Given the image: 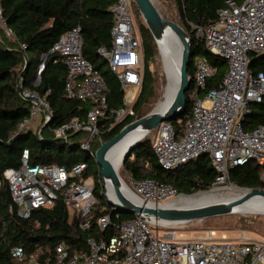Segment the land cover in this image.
<instances>
[{
    "label": "built area",
    "instance_id": "obj_1",
    "mask_svg": "<svg viewBox=\"0 0 264 264\" xmlns=\"http://www.w3.org/2000/svg\"><path fill=\"white\" fill-rule=\"evenodd\" d=\"M134 5V0H115L110 6L113 16L110 44L97 50L119 81L121 107H108L106 83L82 56L79 25L63 32L48 51L66 67L67 96L91 103L85 118L74 116L53 128L52 134L68 140L71 133L84 131L86 137L80 147L92 156L93 145L99 146L102 140L98 129L100 120L110 119V128L134 115L133 104L142 85L144 65L142 40L134 23ZM0 23L4 25L1 8ZM192 27L208 52L224 59L227 71L217 87L199 97L197 92L205 89L216 67L205 57H193L194 87L188 120L180 135L168 121L160 122L151 132L157 162L164 170L175 171L199 155H206L216 177L208 190L200 192L227 188L231 183L230 170L251 162L261 168L259 177L264 183V125L250 131L242 127L249 104L264 98V71L252 72L249 67L252 54L264 55V0H225L217 10L215 21L206 27L199 24ZM43 65L38 67L37 79ZM20 83L17 84L20 97L31 103L29 115L20 128L31 123L36 108L42 110V125L46 126L53 114L46 97L20 88ZM42 132V129L37 131L40 139ZM86 167L85 162H78L69 170L56 164H29L28 149H23L21 165L3 171L18 216L27 218L34 208H50L59 197L70 215L76 216L79 227L88 229L96 200L93 178L83 174ZM98 182L101 183L100 175ZM129 189L139 199L159 205L184 195L169 184L149 178H130ZM108 205L117 217V208ZM109 223L110 216L106 214L96 219L100 229ZM150 226L165 227L135 215L119 222L116 233L108 239L88 238L87 250L71 252L60 243L55 246L54 258L49 264H264V239L246 238L242 234L228 239L217 236L214 231L197 238L179 239L171 234L154 235ZM11 255L21 260L22 247L12 248Z\"/></svg>",
    "mask_w": 264,
    "mask_h": 264
},
{
    "label": "trees",
    "instance_id": "obj_2",
    "mask_svg": "<svg viewBox=\"0 0 264 264\" xmlns=\"http://www.w3.org/2000/svg\"><path fill=\"white\" fill-rule=\"evenodd\" d=\"M165 7H171L175 17H164L180 24L191 37L190 63L187 67L190 86L185 92V109L169 120L178 135L182 134L188 120L192 100L190 94L193 86V57H205L209 64L216 67V72L207 79L204 90L197 95L202 97L209 89L217 87L226 70L223 58L212 55L205 48L202 38L195 35L193 25L206 27L215 21L217 10L225 0H157ZM115 0H0V264H29L32 257L38 264H49L54 258L55 246L63 243L69 251L87 250V239H108L116 233V225L135 216L130 212L111 211L110 205L103 195L101 183L98 182L99 167L91 153L80 147L86 137L84 131L69 135L68 140L56 138L52 129L68 121L74 116L86 117L90 109V101L68 97L65 91L66 67L58 57L49 54L51 46L59 36L79 25L82 37V56L90 62L106 83V99L109 108L122 106V91L119 81L108 70L106 61L97 53L98 47L109 46L110 29L113 16L109 12ZM136 8V6H135ZM143 46L144 65L142 85L133 104L134 115L122 122L110 126L108 118L98 124L101 139L106 141L119 132L127 123L145 115L152 101L157 96L156 77L150 69V63L157 56L156 44L144 24L137 8L134 9ZM9 30L10 33H7ZM43 63L37 81V70ZM249 67L252 72L264 71V58L251 55ZM20 88L35 91L49 102L52 108L50 122L42 127L47 135L30 127L20 128V124L28 117L31 103L19 95ZM244 131L264 125V98L250 103L248 112L242 120ZM98 144L93 145L94 152ZM28 149L29 164H56L69 170L78 162H85L84 176H92L96 203L91 211L92 223L88 229H81L75 215H70L61 198L56 199L50 208H34L27 218L17 214L7 180L3 177L6 168H18L21 165V153ZM245 166L230 170L229 180L238 187L263 188L259 177L258 165ZM124 174L133 180L153 179L171 185L177 193L192 194L206 191L216 177V171L210 165L206 155H199L178 170L166 171L157 162L153 152L151 133L147 134L130 151L121 164ZM109 206V207H108ZM109 215L110 223L100 229L96 219L101 215ZM22 247L23 258L15 259L11 249Z\"/></svg>",
    "mask_w": 264,
    "mask_h": 264
},
{
    "label": "water",
    "instance_id": "obj_3",
    "mask_svg": "<svg viewBox=\"0 0 264 264\" xmlns=\"http://www.w3.org/2000/svg\"><path fill=\"white\" fill-rule=\"evenodd\" d=\"M134 3L156 46H158V43L167 42V29H169L175 35L176 45L179 47L178 81L170 101L171 103H169L168 107L164 111L155 112L151 110L145 115L135 118L129 123L125 124L119 130V132L113 137L111 136L110 139L106 141L100 140L99 146L94 151L93 157L99 167L103 195L110 204L117 208L118 212H130L141 216L142 219L144 218L150 222L159 224H161L160 221L179 223L240 213L236 210L237 206L243 205V203L254 198L264 199V188H246L237 186L238 188L248 190V192L237 200L227 203L217 202L208 205L191 206L186 208L162 207L159 204H153L152 206H149L146 201L141 200L138 197L137 198L139 201H136L130 197V195H128L127 191H125L123 187L125 184H123L122 178L120 177L117 169L114 168L108 160L107 154L109 151H111L110 149H112V147L121 141L125 136L133 132L139 134L127 145L125 149L126 151H124L122 155L120 164L123 163L131 149L147 134L151 133L160 122L169 121L175 116L179 115L186 106L185 92L189 89V87H191L190 76L187 72V67L190 63L189 51L191 47V37L189 33L180 24L164 17L156 7L153 0H134ZM260 57L264 58V55ZM107 184L112 186L113 190L118 196V201H113L107 196ZM231 184L232 183H230V185ZM199 192L200 191L184 195H193Z\"/></svg>",
    "mask_w": 264,
    "mask_h": 264
},
{
    "label": "rangeland",
    "instance_id": "obj_4",
    "mask_svg": "<svg viewBox=\"0 0 264 264\" xmlns=\"http://www.w3.org/2000/svg\"><path fill=\"white\" fill-rule=\"evenodd\" d=\"M156 7L159 11H165L168 13L169 17H175L173 9L170 7H165L161 5L157 0H153ZM134 9L135 5H134ZM161 13V12H160ZM141 17V16H140ZM167 18V17H166ZM170 19V18H168ZM171 20V19H170ZM134 23L135 28L138 29L137 20L134 14ZM158 47V46H156ZM157 56L154 61L150 63V69L154 72L156 77V89L157 96L155 100L152 101L150 112L153 108L164 99V93L170 78V71L168 61L165 56V51L163 50L161 44L157 49ZM147 112V113H148ZM42 110L40 108H36L35 115L31 123L27 124L33 131L38 129H42ZM43 135H47V131L44 130ZM127 147V146H126ZM125 147V149H126ZM124 149V151H126ZM122 151L118 157L113 158L111 154L109 155V159L113 165H120V161L122 155L124 153ZM256 164L252 162L251 167H254ZM118 168V173L120 177L123 179L125 184L130 188V178L127 174H124L122 171L121 165ZM247 167V166H245ZM258 172H261V168H257ZM218 191V190H217ZM226 190L221 189L218 193L222 194ZM233 197L232 195H224V199H228ZM165 227H157L150 226L151 232L154 235L161 236L162 234H171L176 236L179 239L186 238H197L203 236L208 231H214L217 236H224L228 239H235L239 237L241 234L246 238L252 239H264V214L256 213V214H228L216 217L204 218L202 220H193L188 222L181 223H165L162 224ZM29 264H36L35 259L29 261Z\"/></svg>",
    "mask_w": 264,
    "mask_h": 264
},
{
    "label": "bare ground",
    "instance_id": "obj_5",
    "mask_svg": "<svg viewBox=\"0 0 264 264\" xmlns=\"http://www.w3.org/2000/svg\"><path fill=\"white\" fill-rule=\"evenodd\" d=\"M166 38L167 42L165 43H158V47L162 46L163 50L165 51V56L168 61L169 65V71H170V78L168 85L166 87L165 93H164V99L159 102L154 108L153 111L160 112L164 111L169 103H171L172 95L175 89V86H177L178 81V50L179 47L176 45V38L175 35L167 29L166 31ZM137 135H139L136 132L130 133L129 135L125 136L121 141H119L116 145L110 149L111 151L108 152L107 158L109 159V155L111 154V157L116 158L119 156V154L124 151L125 147L131 142L133 138H135ZM111 163V161H110ZM112 164V163H111ZM113 165V164H112ZM121 165V164H120ZM119 164L113 165L114 168L117 169L120 168ZM123 181V179H122ZM123 184L125 182L123 181ZM125 191H127L128 195L132 197L134 200L139 201V199L134 196L127 184L123 185ZM224 193L220 194L217 190L207 191V192H199L193 195H182L177 197V199H173L169 201L168 203L161 204L162 207H169V208H186L191 206H201V205H208L213 204L217 202H231L234 200H237L238 198L242 197L244 194L248 192V190L238 188L235 185H228ZM232 195L233 197L224 199V195ZM107 196L113 200L118 201V196L113 190L112 186L110 184H107ZM149 206H152L153 203H148ZM236 210L239 211L242 214H256L261 213L264 214V199L262 198H254L251 199L243 205H239L236 207ZM161 224H169L167 221H160ZM181 223V222H179Z\"/></svg>",
    "mask_w": 264,
    "mask_h": 264
},
{
    "label": "crops",
    "instance_id": "obj_6",
    "mask_svg": "<svg viewBox=\"0 0 264 264\" xmlns=\"http://www.w3.org/2000/svg\"><path fill=\"white\" fill-rule=\"evenodd\" d=\"M36 264H38V263H36Z\"/></svg>",
    "mask_w": 264,
    "mask_h": 264
}]
</instances>
